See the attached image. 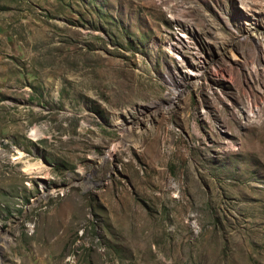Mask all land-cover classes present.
I'll use <instances>...</instances> for the list:
<instances>
[{
	"label": "rangeland",
	"instance_id": "rangeland-1",
	"mask_svg": "<svg viewBox=\"0 0 264 264\" xmlns=\"http://www.w3.org/2000/svg\"><path fill=\"white\" fill-rule=\"evenodd\" d=\"M0 264H264V0H0Z\"/></svg>",
	"mask_w": 264,
	"mask_h": 264
},
{
	"label": "bare ground",
	"instance_id": "bare-ground-1",
	"mask_svg": "<svg viewBox=\"0 0 264 264\" xmlns=\"http://www.w3.org/2000/svg\"><path fill=\"white\" fill-rule=\"evenodd\" d=\"M162 108V105L160 103H155L154 105L152 106H149L147 109H148V112L149 113H156L158 110H160ZM128 126V125H127ZM128 129V127H122V131H126ZM36 165L34 164H26L25 165V173L28 174V175H32L34 172H36L37 170H39V167L36 168L35 167Z\"/></svg>",
	"mask_w": 264,
	"mask_h": 264
}]
</instances>
